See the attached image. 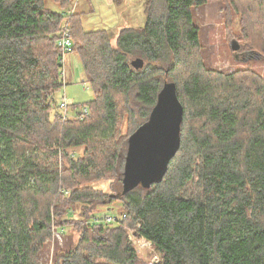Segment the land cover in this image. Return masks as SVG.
I'll return each instance as SVG.
<instances>
[{"label":"trees","instance_id":"trees-1","mask_svg":"<svg viewBox=\"0 0 264 264\" xmlns=\"http://www.w3.org/2000/svg\"><path fill=\"white\" fill-rule=\"evenodd\" d=\"M206 2L147 0L146 24L123 26L115 45L74 13L69 34L94 98L82 104L84 119H64L52 116L64 14L46 0H0V264L47 263L53 215L61 224L67 202L93 197L72 183L89 179L97 154L108 158L98 169L116 168L121 150L102 143L134 112L132 95L153 108L166 80L184 106L181 146L162 181L116 193L130 226L160 254L155 264H264V78L205 69L194 9ZM242 11L249 42L264 48V0ZM78 146L83 154L63 166L59 147ZM62 188L71 189L67 201ZM87 239L59 247L55 264H144L122 223Z\"/></svg>","mask_w":264,"mask_h":264},{"label":"rangeland","instance_id":"rangeland-1","mask_svg":"<svg viewBox=\"0 0 264 264\" xmlns=\"http://www.w3.org/2000/svg\"><path fill=\"white\" fill-rule=\"evenodd\" d=\"M75 1L73 0L70 5L61 8L54 0H46L49 8L64 14L65 19L59 34L66 23H70L72 26L73 17L71 16L74 13L80 14L82 26L87 31L106 29L111 43L114 45L117 44V36L122 26L138 27L146 24L147 0ZM255 1L257 0H207L203 6L194 9V22L199 27L201 40L199 59L205 69L219 70L224 73L238 72L237 76L243 77L248 72L264 78V48L259 41L251 44L249 41H254V38L248 36L244 29L245 18L243 19V16L245 13L242 9ZM258 16V14L255 15L256 19ZM70 24H66L69 26V30ZM233 39H237L240 43V48L237 50L232 47ZM199 59L197 60L199 61ZM58 63L61 64L59 56ZM59 70L62 73L60 74L62 84L56 92L57 104L52 111V116L59 113L64 119L78 118L75 115L81 110L82 104L94 98L93 89L86 79L80 53L74 50L67 54L63 66H59ZM62 100H67L69 103L67 108L69 116L67 117H65V110L60 106ZM131 103L134 112L122 111L114 138L102 143L103 149L107 147L117 153L121 150L122 156L118 159L116 168L98 169V165L104 163V160H108V158L104 157L102 153L100 157L97 154V166L94 167L89 179H82L81 182L76 180L72 183L73 186L86 187L93 197L82 199L79 202H67L68 206L61 219V224L55 221L58 219L53 215L52 237L48 240L46 264H55V256L59 247L75 248L79 242L85 244L88 235L90 237L97 235L101 227L109 228L121 223L126 230L127 239L136 249L142 263L152 264L155 254L160 256L154 245L150 246L149 242L137 235L134 228L130 226L132 222L125 199L115 196L123 187L128 136L139 124L146 121L148 117L146 114L152 109L143 101L135 102L133 95ZM126 141L127 145L125 146ZM83 152L84 148L81 146L66 149L59 147L61 164L67 161L63 165L65 166L70 163L69 160L77 159ZM99 152H101V148ZM61 164L60 166H62ZM194 189L195 185L193 184L190 186V190ZM61 191L65 195V201L69 200L71 189L62 188ZM137 227L140 225L137 224ZM130 234L136 236L135 241L130 240Z\"/></svg>","mask_w":264,"mask_h":264},{"label":"water","instance_id":"water-1","mask_svg":"<svg viewBox=\"0 0 264 264\" xmlns=\"http://www.w3.org/2000/svg\"><path fill=\"white\" fill-rule=\"evenodd\" d=\"M232 47L237 50L240 43L234 40ZM132 63L141 68L144 60L137 57ZM183 118L184 106L179 99L177 85L166 80L149 118L129 137L122 193L139 185L149 188L163 180L181 146Z\"/></svg>","mask_w":264,"mask_h":264},{"label":"built area","instance_id":"built-area-1","mask_svg":"<svg viewBox=\"0 0 264 264\" xmlns=\"http://www.w3.org/2000/svg\"><path fill=\"white\" fill-rule=\"evenodd\" d=\"M66 24L64 25L63 30L60 33V36L58 38V46L60 50L59 61L61 63V66H63V62L65 60L66 55L74 50V41L70 37L69 26H67ZM60 106L61 108L65 110V117L69 116L68 109H67L69 106V103L67 102V100L60 101ZM88 114H89V108L88 106L84 105V106H81V110L75 116H77L78 118L84 119L85 116ZM129 237H130V240L135 241L136 236L134 234H130ZM142 238H144L145 241L149 242L148 244H150V246L153 245L149 239L145 237H142ZM159 260H160V256L158 254H155V256L152 258V264L157 263Z\"/></svg>","mask_w":264,"mask_h":264},{"label":"crops","instance_id":"crops-1","mask_svg":"<svg viewBox=\"0 0 264 264\" xmlns=\"http://www.w3.org/2000/svg\"><path fill=\"white\" fill-rule=\"evenodd\" d=\"M79 1H80V0H76L75 2H79ZM122 27H123V26H122ZM122 27H121V28H122Z\"/></svg>","mask_w":264,"mask_h":264}]
</instances>
